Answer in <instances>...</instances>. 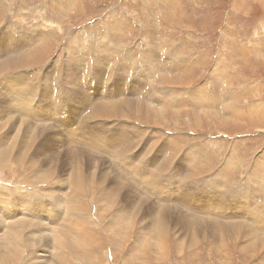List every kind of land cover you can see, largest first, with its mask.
Returning a JSON list of instances; mask_svg holds the SVG:
<instances>
[{"label": "rangeland", "instance_id": "obj_1", "mask_svg": "<svg viewBox=\"0 0 264 264\" xmlns=\"http://www.w3.org/2000/svg\"><path fill=\"white\" fill-rule=\"evenodd\" d=\"M0 79V191L29 239L8 264H264V0H0ZM19 80L27 114L9 90ZM101 95L141 98L165 122L105 115ZM20 195L56 208L55 224L23 216ZM52 232L67 244L54 250Z\"/></svg>", "mask_w": 264, "mask_h": 264}, {"label": "bare ground", "instance_id": "obj_2", "mask_svg": "<svg viewBox=\"0 0 264 264\" xmlns=\"http://www.w3.org/2000/svg\"><path fill=\"white\" fill-rule=\"evenodd\" d=\"M162 3H164L163 1H162ZM162 6H166V4L164 3V5H161L160 7H162ZM167 7V9H169V7L170 6H166ZM169 11V10H168ZM165 12V11H164ZM165 14L168 16V15H170V13L168 12V13H166L165 12ZM164 14V15H165ZM157 20V19H156ZM166 21H167V19H166ZM169 21V20H168ZM156 22V21H155ZM157 27H158V25H157ZM114 28V27H113ZM112 29V28H111ZM117 29H118V27H117ZM25 44V43H24ZM25 46V45H24ZM27 46H29V45H27ZM31 46V45H30ZM29 46V47H30ZM23 48V47H22ZM107 49V48H106ZM107 50H109V49H107ZM111 50V49H110ZM29 52V51H28ZM105 52V51H104ZM106 52H108V51H106ZM106 52H105V54H106ZM115 52V51H114ZM110 53V52H109ZM113 53V52H112ZM102 54V53H101ZM104 54V55H105ZM21 55H23L22 57H20V54H17V55H13V56H10L9 57V59L10 60H13V61H15L14 62V66H12V67H16V68H19L20 66H21V63L22 62H24L25 60L23 59V58H27L29 55L27 54V52H21ZM112 55V54H111ZM16 57H20V58H16ZM113 57H114V54H113ZM110 59V58H109ZM101 60V59H100ZM111 60V59H110ZM6 63V62H5ZM5 63H3V64H5ZM101 63H103V62H101ZM109 63V62H108ZM110 63H112V62H110ZM104 64V63H103ZM133 64H135V63H133ZM102 65V64H101ZM109 65V64H108ZM107 65V66H108ZM129 65H130V63H129ZM48 66V65H47ZM110 66V65H109ZM55 67V66H54ZM170 67V66H169ZM11 67H9V69H10ZM57 68V67H56ZM133 68V67H132ZM131 68V70L133 71V69ZM135 68V67H134ZM6 69H8V67L6 68ZM5 69V70H6ZM46 69H47V67H46ZM119 69V71H123L124 72V64H123V66L120 68H118ZM128 69H130V67L128 66ZM128 69L126 70L127 71V73H125V75L127 76V75H129V71H128ZM168 69V68H167ZM167 69L164 71V73H163V76H165L166 77V75H167ZM49 70V69H48ZM176 70V69H175ZM51 71V69L49 70V72ZM54 71V70H53ZM125 71V72H126ZM170 71V70H169ZM47 72V71H46ZM48 72V73H49ZM144 72V73H143ZM147 72L150 74L149 76H151L153 73V75H152V77L156 80V78L158 77V75L155 73V71H154V69H153V67L151 66V65H147L146 67H144V69H143V71H142V75H145V73H146V75H147ZM47 73V74H48ZM56 73V72H55ZM60 73V72H59ZM44 74H46V73H44ZM51 74V73H50ZM49 74V75H50ZM57 74H58V72H57ZM8 75V74H7ZM6 75V76H7ZM41 76V75H40ZM52 76V75H51ZM55 77V76H54ZM68 77V76H67ZM3 78V77H2ZM153 78H151V79H153ZM164 78V77H163ZM153 79V80H154ZM0 80H3V79H0ZM152 81V80H151ZM170 80H166L165 78H164V83H167V82H169ZM213 82V81H212ZM19 83H20V80L19 81H17V82H15V83H13L12 85H13V90L10 88L9 90L11 91V93L9 92V91H7V92H9L10 94H13V100L15 101V103L16 104H18V102L21 104V108L23 109V111H24V113H28L29 112V110H30V112L32 111L31 110V103H30V100L28 99V98H25V95H23L22 96V94L21 95H18V93L20 92V91H22V89H21V86L19 85ZM21 83H22V81H21ZM26 83V82H25ZM150 84H152V89H157V86H156V84H155V81H154V84H153V82H151ZM229 84V83H228ZM5 86V85H4ZM158 86H159V84H158ZM205 86V85H204ZM208 86V85H207ZM212 86V85H211ZM0 87H3V84H2V82L0 83ZM6 89H8V88H6ZM5 89V90H6ZM205 89H207V88H203L202 86L200 87V92L202 93V97H204V95L206 94L205 92H204V90ZM4 90V89H3ZM223 90V89H222ZM154 91V90H153ZM203 91V92H202ZM6 92V91H5ZM24 92V91H23ZM112 92V91H111ZM142 92L143 91H141V94H142ZM120 93V92H119ZM10 94H9V96H10ZM24 94V93H23ZM32 94H33V92H32ZM108 94V96L109 95H111V94H109L108 92L106 93V95ZM113 94V93H112ZM4 95V94H3ZM7 95V94H6ZM28 95V94H27ZM102 96L101 95V97H106V99L107 100H105L106 102H109L110 103V100H111V98L109 99V98H107V96ZM139 95H140V93H139ZM162 95H165L164 96V98H163V100L165 101L164 103L165 104H170V103H172V102H176L175 101V99H173V100H171V99H169V97L166 95V93L164 92ZM220 95V94H219ZM5 96V95H4ZM31 96V95H30ZM29 96V97H30ZM143 97H144V95H142ZM141 96V97H142ZM11 97V96H10ZM32 97V96H31ZM146 98H148L149 100H145V98L143 99L144 101H146V102H149V103H151L152 105H156V109H158V107L160 108L161 107V105H160V103H159V101L154 97V96H152V93H148L146 96H145ZM5 99V98H4ZM33 99H34V96H33ZM32 99V100H33ZM207 99V98H206ZM143 100H141V98L140 99H138V98H136V97H129L128 99H126V100H122L121 102H115L114 100H113V103H108V105H107V107H104L103 109H101V112H103L105 115H107V113H109V112H113V110H114V107H116V108H118V109H123V112H122V116H125V117H127L129 114H133V116H140V115H145V116H148V117H151L153 120H154V122L155 121H157V119H163V122H165V119H164V115H163V113L161 112V113H156V112H153V111H150L151 110V105H149L148 104V108H144V109H146L144 112H140V110H141V104L138 102V101H141L142 102V104L143 103H145V102H143ZM34 101H35V99H34ZM112 102V101H111ZM10 103V102H9ZM12 103H13V101H12ZM136 103H139L138 104V106H137V104ZM146 104V107H147V103H145ZM145 104H143L144 106H145ZM208 104H210V103H208ZM8 105H11V104H8ZM15 105V104H14ZM110 105H112V106H110ZM264 105V104H263ZM131 107V106H133V107H131L132 108V111L131 112H127L124 108H126V107ZM143 106V107H144ZM164 107H165V105L162 107V109H164ZM260 108V107H259ZM264 108V107H263ZM18 110V109H17ZM225 110V109H224ZM141 111H143V109L141 110ZM19 113H20V111H18ZM44 112H42V114H43ZM47 113V112H46ZM42 114H40V115H42ZM24 115V114H23ZM23 115H20V116H23ZM32 115V114H31ZM31 115H30V117H31ZM19 116V115H18ZM20 116H19V118H20ZM25 116V115H24ZM216 116V115H215ZM29 117V118H30ZM37 117V116H36ZM89 117V116H88ZM87 117V118H88ZM142 117V116H141ZM144 117V116H143ZM147 117V118H148ZM24 118H26V117H24ZM32 118V117H31ZM38 118H40V117H38ZM44 118V117H43ZM60 118V117H59ZM220 118V117H219ZM21 119V118H20ZM23 119V118H22ZM36 120H37V118H35ZM48 119V118H47ZM146 119V118H145ZM156 119V120H155ZM46 120V119H45ZM27 121V120H26ZM44 121V120H43ZM57 121H58V119H57ZM88 121H90L89 119H88ZM55 122V121H54ZM64 122V121H63ZM159 122H160V120H159ZM86 123V122H85ZM90 123H91V121H90ZM63 124V123H62ZM88 124V123H87ZM16 125V124H15ZM87 126V125H86ZM19 127H20V125H19ZM77 128V127H76ZM84 128V127H83ZM75 130V129H74ZM73 131V130H72ZM78 131V130H77ZM11 133V132H10ZM73 133V132H72ZM9 134V133H8ZM14 134V133H13ZM2 135H3V133H2ZM6 135H7V133H6ZM6 135H4V136H6ZM71 136V135H70ZM73 136V135H72ZM1 137H3V136H1ZM8 137V136H7ZM106 136H104L103 137V139L101 140V143L98 141V142H94L96 145V147L98 146V147H102V144L105 146V144H106V142L104 141V138H105ZM108 137V136H107ZM100 138V137H99ZM110 140H112V141H114L115 142V144H116V149H118V141H117V138L114 136H111V137H108ZM2 139V138H1ZM1 139H0V141H1ZM7 139V138H6ZM18 138H16V140H17ZM76 139V138H75ZM78 139V138H77ZM80 139V138H79ZM82 139V138H81ZM91 139V138H90ZM98 139V138H97ZM5 141V139H2V141ZM58 140V139H57ZM56 140V141H57ZM60 141V140H59ZM79 141V140H78ZM92 141V140H91ZM7 142V141H6ZM58 142V141H57ZM127 142L126 141H121L120 142V145L121 146H124L125 144H126ZM5 144V143H4ZM9 144V143H8ZM71 144H72V142H71ZM70 145V144H69ZM74 145V144H73ZM0 147H2V145L0 146ZM5 147V146H4ZM68 147H70V146H68ZM56 148H58V147H56ZM7 149V148H6ZM55 149V148H54ZM22 151V150H21ZM125 153V151H122V153ZM10 154V151L9 150H5V149H0V165H2L1 163H7V160H9L8 159V155ZM116 154V153H115ZM118 154V153H117ZM19 155V154H18ZM66 156V155H65ZM127 158V157H126ZM125 158V159H126ZM26 159V158H25ZM33 158H31V160H32ZM11 160V159H10ZM37 160V159H36ZM127 160V159H126ZM11 165V164H10ZM7 166V165H6ZM42 169V168H41ZM77 169V168H76ZM7 170V169H6ZM9 170V169H8ZM41 172V171H40ZM40 172L38 173V174H40ZM43 173H46V170H43ZM47 173H49V171L47 172ZM46 173V174H47ZM50 175V174H49ZM15 180V179H14ZM147 182H149V183H152L153 185H155L156 187H158L159 188V186L156 184V182H152L151 181V179H150V176H147ZM82 181V180H81ZM10 184V183H9ZM79 184H81V182L79 181V179H77L76 181H75V186H78ZM208 187H209V183H207L206 184ZM210 185H212V186H210V188L209 189H212V190H215V191H217V189H215V188H218L219 186H217L218 184L216 183V182H210ZM4 187V186H3ZM16 187V186H15ZM1 189V188H0ZM5 189V188H4ZM160 189V188H159ZM6 190V189H5ZM5 190H3L4 192H2V191H0V206H1V209H2V211H3V213L4 214H2V215H0V216H5V219H6V221H5V226H3L2 228L3 229H0V264H8V263H10V262H15L16 260H17V257L19 256V254L23 251V249L22 248H24L25 246H28L27 244H28V234H26L25 233V231H26V224H25V222H24V220H21V219H18V222L19 223H13L15 226L13 227V226H11V224H12V217H11V213H14L16 210H15V206L14 205H8L7 206V204L6 203H9L8 202V194H7V192L5 191ZM7 190H8V188H7ZM81 190V189H80ZM151 190L152 191H155V189L153 188V187H151ZM72 191H73V189H72ZM65 193H67L66 191H65ZM167 196L166 197H164V198H168L169 197V192L167 191ZM69 194V193H68ZM218 194H221V193H218V191L217 192H215V199H214V201H213V204L217 207V208H221V206L220 205H218V201H217V198H216V196L218 195ZM63 195L64 196H66L67 194H64L63 193ZM166 195V194H165ZM69 196V195H68ZM63 197V196H62ZM70 197H72V196H70ZM162 197V196H161ZM65 199H67L66 197H64ZM19 199L22 201V202H20V203H22V205L21 206H23L22 207V210H19V212L21 213V214H23V216L24 215H26V214H29L30 216L31 215H33V216H36L37 218H39V219H41L42 221L43 220H45L46 222L45 223H43V224H46L47 225V222H48V224L50 223V222H53L54 224H55V221L57 220V214H56V208H50L49 209V206H47V205H45L44 204V202H43V200L42 199H36L35 201L33 200V199H28L27 197H24V195H20L19 196ZM63 199V198H62ZM68 199H69V197H68ZM11 200V199H10ZM15 201H17V200H15ZM19 201V200H18ZM48 201V200H47ZM58 202V205H61V204H63L64 206L66 205V207H71V203H69L68 202V200L67 201H63L64 203H59V202H61V198L60 199H57L56 200V203ZM68 202V203H67ZM199 203H201L202 204V202H199ZM204 204V203H203ZM194 206H197V207H201L200 205H198V204H194ZM65 207V211L66 210H68L67 208ZM73 208H74V206H73ZM223 208V207H222ZM21 209V208H20ZM59 209V208H58ZM71 209V208H70ZM60 211V209L58 210V212ZM62 211H63V209H62ZM61 211V212H62ZM18 212V211H17ZM69 212V211H68ZM66 213H67V211H66ZM67 214H69V213H67ZM66 214V215H67ZM249 214H251V213H249ZM28 216V215H27ZM40 216V217H39ZM54 216H56V217H54ZM163 217H164V215H163ZM223 217H226V215H225V213L223 214ZM31 218H33V217H31ZM68 218V216L65 218H63L62 217V219H67ZM4 219V218H3ZM27 218H25V220H26ZM61 219V218H60ZM69 219V218H68ZM166 219V218H165ZM261 220H264V219H259L258 221H261ZM32 221V220H31ZM1 222H3V221H1ZM157 222H158V219H157ZM30 224H32V222H29ZM61 223H63V222H61ZM4 224V223H3ZM51 224V223H50ZM56 224H57V222H56ZM59 225V224H58ZM63 225V224H62ZM65 225V224H64ZM67 225V224H66ZM23 226L25 227V228H23ZM32 226V225H31ZM28 227V228H32V227ZM61 226V225H60ZM64 227V226H63ZM63 227H62V229H63ZM162 227V226H161ZM165 227V226H164ZM230 227V226H229ZM16 228H17V230H20L19 232L16 230ZM22 228H23V230H22ZM58 228V227H57ZM65 228V227H64ZM69 228H70V225H68L67 226V228H65V234H67L68 235V230H69ZM233 228H234V226H232L231 227V229L233 230ZM33 229V230H32ZM31 229V232L29 233V236H31V234H32V232L33 231H37V232H40L39 230H37L36 229V227L35 228H32ZM52 229V228H51ZM60 229H61V227H60ZM59 229V230H60ZM163 229V228H162ZM161 229V230H162ZM197 229H199V228H197ZM57 230V229H56ZM194 230V229H193ZM230 230V229H229ZM232 230H230V231H232ZM42 231V230H41ZM43 232H45V231H43ZM43 232H42V234H43ZM56 232V231H55ZM58 232V231H57ZM60 232V231H59ZM160 232V231H159ZM161 232H163V231H161ZM156 233V232H155ZM193 233V232H192ZM37 234V233H36ZM45 234V233H44ZM156 234H158V233H156ZM39 235V234H38ZM47 235V234H46ZM64 235V234H63ZM159 236H161L160 234H158ZM43 236V235H42ZM50 238L52 239V248L55 250V248H56V246L58 245V244H60V245H65V244H67V240H66V238H67V236H61V237H58L59 235L57 234H55V233H51L50 234ZM38 237V236H37ZM40 237V236H39ZM38 237V238H39ZM32 238H34V237H32ZM49 238V239H50ZM59 238V239H58ZM41 239V238H40ZM43 239V238H42ZM32 240V239H31ZM3 241V242H2ZM50 241V240H49ZM48 241V244L50 245V242ZM30 242V244H31V241H29ZM35 243V242H34ZM37 243V242H36ZM29 244V245H30ZM32 245V244H31ZM59 245V246H60ZM38 246V245H37ZM32 247V246H31ZM58 247V246H57ZM34 248V247H33ZM35 248H36V246H35ZM52 248H50V249H52ZM62 248V247H61ZM22 249V251L20 252V253H18L20 250ZM37 249V248H36ZM60 249V248H59ZM63 249V248H62ZM59 251V250H58ZM65 251V250H64ZM137 253V252H136ZM50 254V253H49ZM140 254V253H139ZM22 255V254H21ZM20 257V256H19ZM44 257V256H43ZM50 257V256H49ZM57 257V256H56ZM58 257H59V255H58ZM40 258V257H39ZM43 260H41L40 262H44V263H47L48 261H51L52 260V258H51V260L50 259H48V260H45L46 258L44 257V258H42ZM54 260V259H53ZM57 260V259H56ZM35 261H37V260H35ZM55 261V260H54ZM264 261V260H263ZM49 263V262H48ZM262 263V262H261ZM42 264V263H41Z\"/></svg>", "mask_w": 264, "mask_h": 264}, {"label": "crops", "instance_id": "obj_3", "mask_svg": "<svg viewBox=\"0 0 264 264\" xmlns=\"http://www.w3.org/2000/svg\"><path fill=\"white\" fill-rule=\"evenodd\" d=\"M235 49V48H234ZM236 50V52L238 53V52H240L238 49H235ZM224 100L225 101H228V98L226 97V98H224ZM227 106V105H226ZM226 108V107H225ZM222 110H223V108H222Z\"/></svg>", "mask_w": 264, "mask_h": 264}, {"label": "water", "instance_id": "obj_4", "mask_svg": "<svg viewBox=\"0 0 264 264\" xmlns=\"http://www.w3.org/2000/svg\"><path fill=\"white\" fill-rule=\"evenodd\" d=\"M31 27H34L36 29V31H38V26H35L34 24L31 25Z\"/></svg>", "mask_w": 264, "mask_h": 264}]
</instances>
